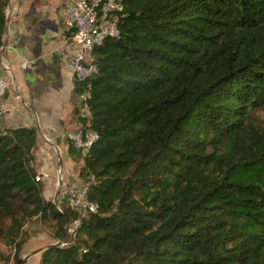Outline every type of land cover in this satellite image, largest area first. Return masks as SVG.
I'll return each mask as SVG.
<instances>
[{"label":"trees","instance_id":"16d2710c","mask_svg":"<svg viewBox=\"0 0 264 264\" xmlns=\"http://www.w3.org/2000/svg\"><path fill=\"white\" fill-rule=\"evenodd\" d=\"M93 50L97 135L79 177L97 213L60 212L37 181L30 128L0 134V238L24 264L34 218L61 244L39 264H264V0H124ZM9 0H0V51ZM80 219L70 241L66 224Z\"/></svg>","mask_w":264,"mask_h":264},{"label":"crops","instance_id":"0c3cea01","mask_svg":"<svg viewBox=\"0 0 264 264\" xmlns=\"http://www.w3.org/2000/svg\"><path fill=\"white\" fill-rule=\"evenodd\" d=\"M66 5L67 0H9L7 33L0 51V76L11 81L8 93L0 99L2 128H37V141L39 135L49 140L45 141L58 157L57 172L61 168L64 180L65 163L60 167L59 154L62 158V147L69 153L65 135L79 126L76 109L80 104L74 78L58 55L73 48L62 25ZM53 168L41 167L48 172ZM45 181L44 193L55 186Z\"/></svg>","mask_w":264,"mask_h":264},{"label":"built area","instance_id":"2783aa9c","mask_svg":"<svg viewBox=\"0 0 264 264\" xmlns=\"http://www.w3.org/2000/svg\"><path fill=\"white\" fill-rule=\"evenodd\" d=\"M125 10L124 0H67L65 14L63 17V28L66 32V39L73 43L71 50H61L58 55L62 64L72 74L75 84L87 82L99 72V66L94 61L93 50L102 46L109 39L120 37L119 17ZM23 67H26L24 64ZM10 71L9 67H5ZM11 88V81L0 76V99H2ZM92 97L90 85L85 86L84 92L79 94L80 104L77 106V118L89 121L92 118V111L89 101ZM4 110L0 107V134L5 130L2 128ZM65 139L74 144L85 156L97 139L95 132L89 128L81 127L74 132L65 135ZM46 141H49L45 138ZM57 190H60L58 210L63 213L68 207L82 218L97 213L98 204L88 198L89 186L84 185H63L64 177L60 170ZM42 176L37 181L44 182ZM80 224V219L75 221Z\"/></svg>","mask_w":264,"mask_h":264},{"label":"rangeland","instance_id":"374dc122","mask_svg":"<svg viewBox=\"0 0 264 264\" xmlns=\"http://www.w3.org/2000/svg\"><path fill=\"white\" fill-rule=\"evenodd\" d=\"M255 117L257 118L258 122L263 123L264 110L255 112ZM81 127L82 125L79 122V126L77 129ZM77 129H75L74 131H76ZM68 142L72 143L70 141ZM37 143H38L37 149H35L36 160L34 166L39 176H42L43 178L49 181H52L53 184L55 183L53 190L50 189L48 190V192L44 193V197L46 198V200L48 201L50 200L55 203L56 195H57L56 186L58 185V181H59V176L57 172L58 157L55 155L54 150L48 146V144L42 138L41 135H39ZM47 149H50L52 152L48 153ZM62 151H63L62 159L64 160L63 163H65V171H64L65 180L63 181V185L68 184V186H73L74 185L73 182L75 180L79 182L78 184L79 186L86 184V180L79 177V169L82 166V161L76 162V160H74V158L69 155L68 151L64 147H62ZM50 154L53 156L48 159V156ZM42 164L44 165L49 164L54 168L51 169L49 172L48 170L43 171L41 169ZM45 179L44 182L46 183ZM68 181H71L72 183ZM50 183L51 182H49V186ZM78 226L79 225L76 224L75 221L66 224V230L70 241L75 237L74 232L77 230ZM58 230L59 228L56 222L49 218L48 219H44L40 217L34 218L33 220L29 221L26 224V226L24 227V231L28 234L27 235L28 241L23 247L22 258L30 255L27 264H39L42 257V253L44 252L45 249H47L49 246L62 243L57 238ZM61 245L65 246V244H61ZM14 254H15L14 248L8 246L5 243V241L0 238V264H15Z\"/></svg>","mask_w":264,"mask_h":264},{"label":"water","instance_id":"95a60500","mask_svg":"<svg viewBox=\"0 0 264 264\" xmlns=\"http://www.w3.org/2000/svg\"><path fill=\"white\" fill-rule=\"evenodd\" d=\"M5 32L7 33V28L5 29ZM32 131L33 132H37V128H32ZM59 164H60V167L63 165V161H62V158L60 157V154H59ZM59 170H60V173H61V168L58 169V172H59ZM59 181H60V188H61L62 187V182H61L62 180L59 179ZM59 196H60V190L57 191L56 200H55V204L56 205L58 204V198H59ZM29 258H30V255L22 258L24 264H27L28 263Z\"/></svg>","mask_w":264,"mask_h":264}]
</instances>
